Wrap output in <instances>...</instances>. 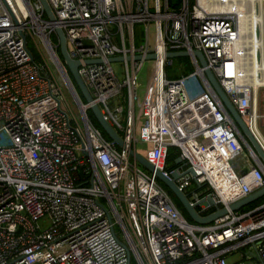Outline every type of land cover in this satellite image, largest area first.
<instances>
[{"label":"built area","instance_id":"2783aa9c","mask_svg":"<svg viewBox=\"0 0 264 264\" xmlns=\"http://www.w3.org/2000/svg\"><path fill=\"white\" fill-rule=\"evenodd\" d=\"M174 1L45 0L50 21L40 0H0V264H264V196L228 209L264 188V169L207 90L196 60L189 58L195 71L170 79L174 63L166 57L201 53L264 152V116L242 76L251 59L237 6L249 11L251 2ZM256 27L264 48V29L262 37ZM57 29L90 102L60 56ZM150 54L155 58L147 60ZM146 61L150 73L138 101ZM114 63L123 66L122 82ZM92 106L123 148L95 125ZM138 144L149 147L151 159ZM171 148L177 165L167 162ZM130 150L165 177L176 172L188 202L202 201L195 209L201 217L215 213L206 197L227 213L208 225L189 222Z\"/></svg>","mask_w":264,"mask_h":264},{"label":"water","instance_id":"95a60500","mask_svg":"<svg viewBox=\"0 0 264 264\" xmlns=\"http://www.w3.org/2000/svg\"><path fill=\"white\" fill-rule=\"evenodd\" d=\"M44 11L47 15V17L49 18L50 21H54V17L51 14L50 8L47 5V3L45 2V0H40ZM56 35L59 39V52H60V56L63 60V62L65 63L70 76L76 86V88L78 89L79 93L81 94L82 98L86 101V102H90L91 98L85 88V86L83 85V82L81 81L78 72H77V68L79 66V63L77 61H72L67 52H66V45H65V39H64V35L62 33L61 30L57 29L56 31ZM167 58H171V59H175V58H194L196 60V62L198 63L199 67L202 70L203 73V80H204V84L207 87V90L215 96V98L221 103L222 107L224 108V110L226 111L228 117L234 122V124L236 125L237 129L239 130V132L241 133L242 136H244V138L247 140L248 142V146L250 149V152H252L256 162H258L264 169V152L262 151V149L259 147V145L257 144V142L254 140V138L252 137V135L250 134V132L248 131V129L246 128L243 120L239 117V115L237 114L236 110L234 109V107L231 105V103L229 102V100L227 99V97L225 96L224 92L222 91V89L220 88V86L218 85L217 81L215 80V78L213 77L211 71L206 67V62L202 56L201 53L199 52H193L191 55L187 52H170L167 53L166 55ZM155 56L153 54L147 55L146 59L147 60H152L154 59ZM137 60L140 59L139 56L136 57ZM122 58H111L109 59V62H115V61H121ZM97 63L99 61H96ZM89 63V62H88ZM91 63V62H90ZM90 112L93 115L95 121L97 122L98 126L101 128V130L103 131V133L114 143L116 144L118 147L123 148V143L120 140V138L113 132V130L111 129V127L105 122V120L103 119V117L101 116L98 108L96 106H92L90 108ZM129 154L131 157H133L141 167H143L145 170L153 173L157 180L174 196V198L178 201V203L180 204V206L182 207V209L184 210L185 214L187 215V217L195 224H199V225H208L210 223H212L215 219L223 216L224 214L227 213L226 209H218L213 200L210 197H206V202L214 207L215 209V213L207 216V217H201L197 212H196V207L199 203H201L202 201H200L199 203L195 204V205H191L186 196L178 189V187L175 184V181L179 178V175L176 172L171 173L170 178L165 177L161 172L156 171L154 169V167L152 165H150L142 156L134 153L133 150L129 151ZM180 163V159H176L175 160V164H179ZM192 173V172H191ZM262 196H264V188H262L261 190L254 192L253 194L249 195L248 197H246L245 199L236 202L234 204H231L229 206V210L230 211H238L240 208H243L245 206H247L248 204H251L253 202H255L256 200L260 199Z\"/></svg>","mask_w":264,"mask_h":264},{"label":"rangeland","instance_id":"374dc122","mask_svg":"<svg viewBox=\"0 0 264 264\" xmlns=\"http://www.w3.org/2000/svg\"><path fill=\"white\" fill-rule=\"evenodd\" d=\"M257 3V2H256ZM241 6V5H239ZM251 7L252 4H250ZM257 4H255V14H257ZM243 5H242V9H243ZM262 11L264 13V1L262 2ZM254 14V17L256 16ZM246 15V14H245ZM254 27H255V32H256V29H257V22H254ZM259 25V24H258ZM140 32V30H139ZM139 32H138V29L136 30V37L138 38L139 36ZM148 32H149V44L151 45L153 43V34H154V31H153V25H149V28H148ZM257 37H259V32H258V29H257ZM262 40V39H261ZM264 42V40H263ZM257 58H258V53L256 52L255 53ZM263 55H264V48H263ZM258 60V59H257ZM173 63H174V67L171 68L172 71H174V73H177V75H180L182 71L181 70V67L186 65V64H189L191 67V63H190V59L188 57H185V58H175L173 59ZM150 64L151 62L150 61H146L144 62V65L143 67L141 68L140 72L138 73V76H137V79H138V90H137V98H138V101H140L143 97V95L145 94V91H146V86H147V80H148V77H149V68H150ZM113 70L115 72V75L116 77L118 78V80L120 82H122L123 80V66L122 64H119V63H114L113 64ZM189 67H186L185 66V71L188 70ZM190 69V68H189ZM192 71H195V68L193 67V70ZM188 72V71H187ZM258 73V74H257ZM261 72H256V75L257 76V79H262V77L264 78V72L261 73ZM261 86H264V85H261ZM257 98H258V101H257V111H258V114L260 116H264V87H259L258 91H257ZM135 113H136V120L137 122L139 123L140 122V108L138 106V102H136L135 104ZM259 129H260V133L262 135V137L264 138V117H262L259 121ZM137 151L142 154L143 156H146L147 158L151 159V154L149 152V147L145 144L143 145H137ZM143 171H146L143 167H140ZM263 201V199H258L254 204H260L261 202ZM252 204V205H254ZM249 207V206H248Z\"/></svg>","mask_w":264,"mask_h":264},{"label":"bare ground","instance_id":"6f19581e","mask_svg":"<svg viewBox=\"0 0 264 264\" xmlns=\"http://www.w3.org/2000/svg\"><path fill=\"white\" fill-rule=\"evenodd\" d=\"M253 7L249 11L245 10V7L242 9L241 6H237V11L239 14V22H240V31L242 35V43L243 48L247 47L248 56L251 59V64L244 68V72L242 74L248 77V85L251 86L256 93L259 87H264V78L257 79L256 72H264V55H263V47L262 40L257 37L254 27V22H257L260 25L262 37H263V29H264V13L262 11V2L264 0H249ZM257 2V3H256ZM255 4H257V14H255ZM246 14V15H245ZM254 14L256 15L254 17ZM260 52V59L257 60V56L255 53ZM259 57V56H258ZM249 60V59H248ZM258 74V73H257Z\"/></svg>","mask_w":264,"mask_h":264},{"label":"trees","instance_id":"16d2710c","mask_svg":"<svg viewBox=\"0 0 264 264\" xmlns=\"http://www.w3.org/2000/svg\"><path fill=\"white\" fill-rule=\"evenodd\" d=\"M174 4H172L173 7H177L179 5V0H175L173 2ZM26 46H27V49L28 51L30 52V54L33 56V58L35 59L36 58V52H35V49H34V46L33 44L29 41V39L26 40ZM185 66L186 67H189L188 68V72L185 71ZM181 74L182 73H190L192 72L193 68L189 65V64H186L184 66L181 67ZM179 75H177V73H174V71H172V69L170 68L167 72V77L170 78V79H174V78H177ZM95 125L99 128L98 124L95 123ZM177 157V154H176V150L171 148L169 149V155H168V158H167V162L169 164H174L175 163V159ZM164 187V186H163ZM164 189L166 190V192L169 194L172 202L174 203V205L176 206V208L181 212V214L189 221V222H192L188 217L187 215L185 214L184 210L182 209V207L180 206V204L178 203V201L174 198V196L164 187Z\"/></svg>","mask_w":264,"mask_h":264}]
</instances>
